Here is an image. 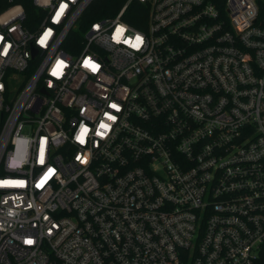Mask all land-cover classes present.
Instances as JSON below:
<instances>
[{
	"label": "built area",
	"instance_id": "built-area-1",
	"mask_svg": "<svg viewBox=\"0 0 264 264\" xmlns=\"http://www.w3.org/2000/svg\"><path fill=\"white\" fill-rule=\"evenodd\" d=\"M0 0V264H264V0Z\"/></svg>",
	"mask_w": 264,
	"mask_h": 264
},
{
	"label": "trees",
	"instance_id": "trees-1",
	"mask_svg": "<svg viewBox=\"0 0 264 264\" xmlns=\"http://www.w3.org/2000/svg\"><path fill=\"white\" fill-rule=\"evenodd\" d=\"M127 0H97L94 5V14L92 20L100 19V17L115 16L117 10ZM215 3L219 9L223 8L224 0H210ZM21 3L25 9V13L28 17L32 16L34 12V6L32 0H15L13 4ZM123 19L133 28H144L146 26V20L148 18L147 9H145L139 2L134 0L129 4Z\"/></svg>",
	"mask_w": 264,
	"mask_h": 264
}]
</instances>
